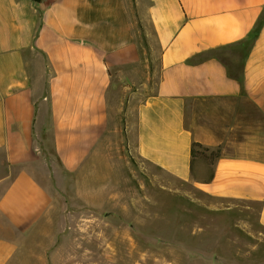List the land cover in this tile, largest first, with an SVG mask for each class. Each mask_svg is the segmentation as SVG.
I'll use <instances>...</instances> for the list:
<instances>
[{
  "label": "crops",
  "instance_id": "0c3cea01",
  "mask_svg": "<svg viewBox=\"0 0 264 264\" xmlns=\"http://www.w3.org/2000/svg\"><path fill=\"white\" fill-rule=\"evenodd\" d=\"M145 59L160 80L132 119L122 90ZM44 133L88 206H101L89 187L116 133L210 196L259 199L264 227V0H0V264H15L58 193ZM195 141L220 157H193Z\"/></svg>",
  "mask_w": 264,
  "mask_h": 264
},
{
  "label": "rangeland",
  "instance_id": "374dc122",
  "mask_svg": "<svg viewBox=\"0 0 264 264\" xmlns=\"http://www.w3.org/2000/svg\"><path fill=\"white\" fill-rule=\"evenodd\" d=\"M143 66L122 90V113L132 119L160 80L158 65L145 59ZM120 137L107 141L106 161L91 178L101 183L89 187L101 190L96 208L83 202V187L69 181L53 138L43 134L42 161L58 193L15 264H264L259 199L210 196L134 157ZM197 151L209 158L216 150ZM56 174L67 184H56Z\"/></svg>",
  "mask_w": 264,
  "mask_h": 264
},
{
  "label": "trees",
  "instance_id": "16d2710c",
  "mask_svg": "<svg viewBox=\"0 0 264 264\" xmlns=\"http://www.w3.org/2000/svg\"><path fill=\"white\" fill-rule=\"evenodd\" d=\"M258 33V28H256L252 33H251V35H250V37H249V42L250 43H252L253 42V40L255 39V37H256V34ZM198 147H202V148H204L205 150H210V148L209 147H206V146H204L203 144H201V143H199V142H193V145H192V156L193 157H195V156H197L198 154H199V152L197 151V148ZM212 156L211 157H206L208 160L209 159H212L213 157L214 158H216V157H220V155H221V151H220V149L218 148L215 152L213 151L212 153ZM213 160V159H212Z\"/></svg>",
  "mask_w": 264,
  "mask_h": 264
}]
</instances>
